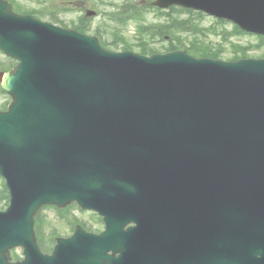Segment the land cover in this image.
<instances>
[{
	"label": "water",
	"instance_id": "water-1",
	"mask_svg": "<svg viewBox=\"0 0 264 264\" xmlns=\"http://www.w3.org/2000/svg\"><path fill=\"white\" fill-rule=\"evenodd\" d=\"M155 3L203 7L264 32V0ZM0 47L20 59L0 72L14 100L0 111V173L12 196L0 213V264L17 245L26 257L12 264H54L33 216L75 200L119 227L114 250L138 246L139 229L144 244H166L173 263L264 264V59L112 54L1 0ZM103 240L78 229L61 244L77 249L76 264H118L106 261Z\"/></svg>",
	"mask_w": 264,
	"mask_h": 264
},
{
	"label": "rangeland",
	"instance_id": "rangeland-1",
	"mask_svg": "<svg viewBox=\"0 0 264 264\" xmlns=\"http://www.w3.org/2000/svg\"><path fill=\"white\" fill-rule=\"evenodd\" d=\"M22 3H26L27 5H40L43 6L45 4L48 7V10H51L55 12L57 15L60 16L61 19L65 22L66 25H72V20H78L81 16H85L86 10L85 8H92L97 10V15L91 17L90 21L93 23V28L97 26L98 24L101 25H107L108 32L102 33L105 37L108 39L115 38V27H112V24L110 21H108V16L106 13L112 11L114 8L118 7L123 2L132 1L136 4H142L144 0H84L86 2V5L82 9L80 7V2L82 0H21ZM144 4V3H143ZM147 4V3H145ZM154 8L150 9L147 15V21H157L159 20L158 15H155ZM46 19H49L48 17H45ZM214 22V18L208 16L204 18L205 25H210ZM216 28L219 29L222 32L229 34L228 41H224L222 37L210 34V40L213 41V43H220L223 44L225 47L230 48L231 42H237L242 45L248 46V52L251 56H257L259 54L264 53V39L260 38L259 36L255 35H249V34H236L234 33V27L232 23L225 22L224 24H217ZM93 30H91L90 33ZM124 34H126L129 38L132 40H135V35H137V27L136 22H132L127 28L124 30ZM103 36V37H104ZM162 41V40H161ZM160 41V43H162ZM229 53V52H228ZM7 55L0 51V69L2 68L3 61L6 59ZM11 100V97L8 94L1 93L0 92V104L4 102H9ZM3 181L0 179V197H3L1 191L3 188ZM8 205V201L5 198H1L0 200V209L6 207ZM47 217V220L50 224L56 225L57 230H61L63 233H65V229L67 228L64 223H62L61 220H53L54 217V211L50 210L48 212H45ZM44 216V215H43ZM16 252L18 254L21 253V248L17 249Z\"/></svg>",
	"mask_w": 264,
	"mask_h": 264
},
{
	"label": "trees",
	"instance_id": "trees-1",
	"mask_svg": "<svg viewBox=\"0 0 264 264\" xmlns=\"http://www.w3.org/2000/svg\"><path fill=\"white\" fill-rule=\"evenodd\" d=\"M18 10H28L33 12L32 9H27L25 7H20L18 6ZM113 15V19L117 20V21H127L129 18L131 17H135L137 19H139L141 17L139 12H136L134 9H132V7H130L129 5H124L121 8L117 9L115 12H112ZM174 21V22H173ZM167 22H173L171 25H162V24H157V25H153L151 28L149 27V25H145V24H141L139 26V34H140V38H139V43L137 44V48H139L141 51H143L144 53H150L155 51V48H153L150 44L147 43L146 38H144L145 34H154V33H158L161 34L162 31L167 30L169 32H175V31H190V30H194L196 31L197 29L193 28L190 23L188 22V20H179V19H175L174 18L171 21H167ZM170 26V27H169ZM195 41L197 40H192L191 42V46L190 48H192V50L195 53H198L200 55H210V56H214V57H218L221 56V53L224 51L223 48L219 49H214L213 47H210L209 45H206L205 47H202L201 49L195 46ZM117 42V41H114ZM113 42V43H114ZM124 43L126 45H130V43L126 40H124ZM118 44V43H117ZM184 45V42L182 40H173L170 41L169 43V47H167V49H175V48H180ZM185 47V46H183ZM239 50L238 47L234 48V52L237 53V51ZM13 65V61L12 60H8L7 62L4 63L5 67H11ZM1 90V88H0Z\"/></svg>",
	"mask_w": 264,
	"mask_h": 264
},
{
	"label": "flooded vegetation",
	"instance_id": "flooded-vegetation-1",
	"mask_svg": "<svg viewBox=\"0 0 264 264\" xmlns=\"http://www.w3.org/2000/svg\"><path fill=\"white\" fill-rule=\"evenodd\" d=\"M55 248V243L52 244H46L45 247L43 248L45 252H51Z\"/></svg>",
	"mask_w": 264,
	"mask_h": 264
}]
</instances>
